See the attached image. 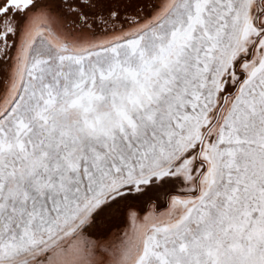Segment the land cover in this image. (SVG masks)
Segmentation results:
<instances>
[{"label": "snow or ice", "instance_id": "1", "mask_svg": "<svg viewBox=\"0 0 264 264\" xmlns=\"http://www.w3.org/2000/svg\"><path fill=\"white\" fill-rule=\"evenodd\" d=\"M0 264H264V0H0Z\"/></svg>", "mask_w": 264, "mask_h": 264}]
</instances>
